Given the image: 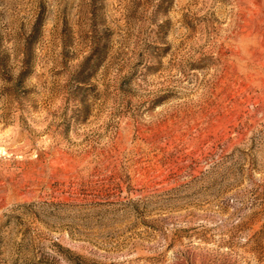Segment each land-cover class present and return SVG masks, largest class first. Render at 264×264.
I'll return each mask as SVG.
<instances>
[{"label":"rangeland","instance_id":"374dc122","mask_svg":"<svg viewBox=\"0 0 264 264\" xmlns=\"http://www.w3.org/2000/svg\"><path fill=\"white\" fill-rule=\"evenodd\" d=\"M0 264H264V0H0Z\"/></svg>","mask_w":264,"mask_h":264}]
</instances>
